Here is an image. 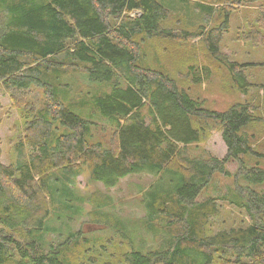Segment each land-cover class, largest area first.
<instances>
[{"label": "trees", "instance_id": "16d2710c", "mask_svg": "<svg viewBox=\"0 0 264 264\" xmlns=\"http://www.w3.org/2000/svg\"><path fill=\"white\" fill-rule=\"evenodd\" d=\"M208 2L196 1L218 20L191 32L170 22L174 14L163 0H0V90L25 127L14 161L0 160V264H264V148L257 142L264 83L247 73L262 63L232 60L220 49L233 6L246 0ZM261 4V14L248 21L255 32L264 31ZM251 29L242 31L244 41L255 42ZM197 38L242 96L224 110L190 91L209 79V66L194 56L182 68L184 61L172 54L152 62L141 48L149 39ZM174 67L184 78L179 83ZM73 71L96 85L89 102L103 123L68 99L61 76ZM33 88L43 91L40 109L27 99ZM100 125L109 128L108 140L95 134ZM213 125L226 146L222 158L197 146ZM229 162L237 165L231 185L198 199L214 174L230 175ZM80 166L105 188L133 175L150 179L137 192L143 209L137 226L104 212L106 198L90 200L92 221L122 237L125 250L118 257H104L95 243L83 247L79 231L62 236L47 226L49 219L61 221V205L75 210L69 187L53 184L55 171L77 175ZM217 200L248 220L213 224ZM52 234L61 240L50 242Z\"/></svg>", "mask_w": 264, "mask_h": 264}, {"label": "rangeland", "instance_id": "374dc122", "mask_svg": "<svg viewBox=\"0 0 264 264\" xmlns=\"http://www.w3.org/2000/svg\"><path fill=\"white\" fill-rule=\"evenodd\" d=\"M163 1L173 11L174 15L170 18V22L175 23V27L193 32L199 25L209 28L212 26L213 20H218L214 15L212 17L206 16V10H208L205 7L206 5H198L196 3L197 0ZM208 1L210 0H206V3H209ZM261 6V0H246L245 4L233 6L228 29L224 32L220 44L221 51L227 54L229 59L239 62L251 61L262 63L247 69L250 81L255 83H264V45L259 44L261 43L260 34L264 35V31L260 29L258 32H255L257 31V25L253 23L251 29L248 21H255L258 15L261 14L259 12ZM249 29H251V36L255 38V42L244 41L241 37L242 31L247 32ZM141 48H144L148 59L152 62L158 60H162L163 62V58H167V56L172 54L170 59H174V56H177L178 59L184 61L183 66H181L182 68H184L185 62H189L194 56L202 64L209 66L211 69L209 79L203 81L202 84L191 85L190 91L193 95L203 98L206 105L211 109L224 110L232 103L242 99V96L231 88L229 75L225 69L211 60L203 41L200 39L184 41H154L149 39L141 44ZM181 67L179 70L182 69ZM169 69L174 71L172 74L177 78L178 83L180 79H184L178 70L176 71L175 67ZM83 75L82 71H73L69 74H62L61 79L69 84L68 99L72 102H80L79 107L81 112L88 116L94 114L90 107L89 99L96 85L90 84ZM33 98L37 104V109L43 107L42 90L33 88L27 99L32 100ZM17 109L9 98V95L0 90V160L4 164L14 161L15 142L19 134L25 130ZM93 118L100 122V124L104 122L102 118H96L94 115ZM258 127L261 129L257 133L258 147L264 148V129L260 126ZM95 134L103 140L110 138L109 128L103 125L99 126ZM197 146L200 150L218 158H222L226 152V146L221 138V134L214 125L209 130L206 139L199 142ZM236 166L233 162L227 163L226 168L230 172V175L227 177L217 173L214 174L208 188L204 192H201L198 199H203L206 196L216 197L227 186H230ZM54 174L56 178H59L57 181L54 180L53 184L56 187L59 183H61L60 187L62 186V188L69 187V192L73 195L71 205L75 210L69 211L61 205V221L49 219L47 226L57 228L59 230L58 233L62 236H65L68 232L79 231V237L86 239L83 247L88 248V243H95V247L104 254V257L109 253H113L118 257L125 250L124 242H121L122 237L106 225L98 221H92L93 206L90 204V200L94 196L106 198L107 203H104L101 208L104 212L124 218L125 220L128 219L130 225L137 226L139 225L140 218L143 216V209L140 206V197L137 192L140 187L147 185L150 180L149 177L145 175H133L121 179L115 187L105 188L101 183L90 179L85 166H80V173L77 175H64L59 170L55 171ZM69 177V182H62L63 179L67 180ZM82 197L88 199V202L86 200L82 202ZM217 204L218 214L212 220L213 224L229 226L235 225L231 222L233 219L237 223L248 220L243 212L231 208L228 204L220 203L219 200H217ZM132 229L134 231V228ZM140 236L146 237V233L141 234L140 230ZM59 240L61 238L58 239L56 234H52L50 242L58 243ZM101 245L104 247H101Z\"/></svg>", "mask_w": 264, "mask_h": 264}]
</instances>
